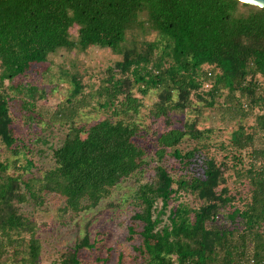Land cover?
Segmentation results:
<instances>
[{
    "label": "trees",
    "instance_id": "16d2710c",
    "mask_svg": "<svg viewBox=\"0 0 264 264\" xmlns=\"http://www.w3.org/2000/svg\"><path fill=\"white\" fill-rule=\"evenodd\" d=\"M141 12L147 13V20L137 23ZM136 25L158 32L160 39L125 51L127 32ZM75 26L77 39L71 36ZM90 45L124 54L97 91L105 98L102 107L114 105L118 111L138 114L142 101L134 94L135 87L142 95L162 88L154 117H168L174 110H184L191 91L204 88L207 80L213 79L211 106L224 90L230 97L236 92L256 94L260 88L257 75L264 77V7L241 0H0V86L61 48ZM75 85L74 95L81 90L77 80ZM176 91L178 101L174 100ZM120 95L124 100L118 105L115 100ZM262 97L264 100V94L255 99ZM238 105L242 106L228 108L234 114ZM12 124L8 100L0 92V139L9 147L18 140ZM258 124L264 129V113L258 116ZM138 128L136 122L111 117L89 128L71 127L54 151L56 167L46 174L44 186L54 180L63 183L68 204L75 210L84 197L97 204L121 178L146 163L147 152L134 139ZM188 128L174 127L157 138L158 160L174 148L172 155L181 164L192 165L191 174L176 180L160 164L155 180L140 185L136 193L142 209L133 215L143 224L139 250L147 264H264V145H254L253 132H233L232 140L239 149L253 146L252 165L243 175L249 180V199L228 215L232 220L243 219L245 227L237 234L213 225L223 218L221 212L232 196L225 185L224 168L215 158L202 156L199 149L183 153L177 147L187 135L197 138L207 132ZM7 167L0 162V261L9 255L33 263L39 255L38 239L32 238L26 249L18 246L14 232L27 226L15 207V200H27V193L20 191L21 183L30 195L35 193L31 182L7 175ZM180 190L194 192L203 204L172 209L170 224L159 228L161 214ZM159 200L163 207L155 213ZM130 231L134 233L135 228L131 226ZM84 246H92L88 237L66 252L61 262L52 264H81L79 251Z\"/></svg>",
    "mask_w": 264,
    "mask_h": 264
},
{
    "label": "rangeland",
    "instance_id": "374dc122",
    "mask_svg": "<svg viewBox=\"0 0 264 264\" xmlns=\"http://www.w3.org/2000/svg\"><path fill=\"white\" fill-rule=\"evenodd\" d=\"M146 20L147 13L141 12L137 23ZM71 36L77 39L78 26L71 29ZM158 39V32L144 31L136 25L128 30L123 50L133 49L138 44L144 46ZM122 59L124 54L98 45L61 48L51 53L46 61L33 63L26 73L13 80H5L0 86V92L8 100L13 131L18 138L13 147L7 146L0 139V162L7 164V175L19 176L31 182L35 193L30 195L21 183L20 191L27 193V200H15V207L27 226L15 231L14 235L19 238L18 246L26 249L32 238L38 239L40 244L37 261L28 263L22 256L14 259L7 255L0 264L61 262L63 255L85 237L89 238L92 246L80 249L81 264H103L106 258L107 264H147L146 256L139 250L143 244V224L133 219V215L142 209L136 191L141 184L155 180L156 167L160 164L176 180L191 174L192 165L181 164L172 155L174 148L169 149L162 160H158L155 153L158 136L174 127L187 129L192 126L194 130H207L205 136L193 138L187 135L177 147L183 153L199 149L202 156L215 158L224 168L225 185L230 189L232 201L222 210L223 218L216 220L213 225L237 234L243 231V219L238 216L232 220L228 215L235 207L242 208L249 199V180L243 175L252 165L250 152L253 146L239 149L232 135L237 130L245 134L253 132L256 135L254 145H264V129L258 124V116L264 113V100L263 97L255 99L264 94V77L257 75L260 88L256 94L248 92L241 95L236 92L230 97L229 91L224 90L215 97L212 106L208 101L211 99L209 90L213 79L207 80L204 88L191 91L184 110H174L168 117L155 118L154 112L164 93L162 88L151 89L148 94L142 95L135 87L134 94L142 101L138 114L118 111L114 105L101 106L105 98L99 96L97 91L108 70L115 68ZM75 80L79 82L81 90L74 95ZM123 100L124 95H120L115 101L120 105ZM174 100H180L177 91ZM237 102L242 106L238 105L239 111L233 114L228 107L230 105L234 108ZM107 117L137 123L138 134L134 139L146 150V163L136 172L121 178L103 194L97 204L92 205L84 197L80 208L75 210L68 204L63 183L54 180L49 186H44L43 179L56 167L54 151L64 143L71 127L89 128ZM261 160L264 164V159ZM255 165L258 168L260 163ZM174 186L177 187V184ZM201 204L203 202L194 192L180 190L161 214L159 228L170 224L169 214L172 209L181 205L192 209ZM162 207L163 203L159 200L155 213ZM191 217H194L193 213ZM131 226L135 228L134 233L130 231Z\"/></svg>",
    "mask_w": 264,
    "mask_h": 264
},
{
    "label": "water",
    "instance_id": "95a60500",
    "mask_svg": "<svg viewBox=\"0 0 264 264\" xmlns=\"http://www.w3.org/2000/svg\"><path fill=\"white\" fill-rule=\"evenodd\" d=\"M241 1L264 7V0H241Z\"/></svg>",
    "mask_w": 264,
    "mask_h": 264
}]
</instances>
